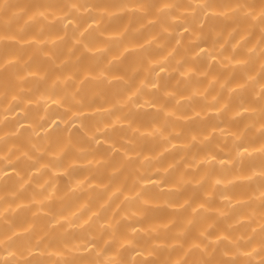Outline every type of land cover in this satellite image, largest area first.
Returning <instances> with one entry per match:
<instances>
[{"label":"clouds","instance_id":"clouds-1","mask_svg":"<svg viewBox=\"0 0 264 264\" xmlns=\"http://www.w3.org/2000/svg\"><path fill=\"white\" fill-rule=\"evenodd\" d=\"M0 264H264V0H0Z\"/></svg>","mask_w":264,"mask_h":264}]
</instances>
